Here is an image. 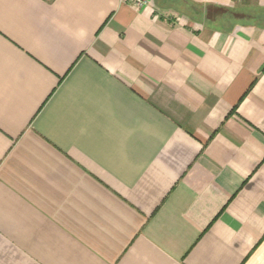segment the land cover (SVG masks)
I'll use <instances>...</instances> for the list:
<instances>
[{
  "label": "crops",
  "instance_id": "crops-1",
  "mask_svg": "<svg viewBox=\"0 0 264 264\" xmlns=\"http://www.w3.org/2000/svg\"><path fill=\"white\" fill-rule=\"evenodd\" d=\"M0 264H264V0H0Z\"/></svg>",
  "mask_w": 264,
  "mask_h": 264
},
{
  "label": "built area",
  "instance_id": "built-area-1",
  "mask_svg": "<svg viewBox=\"0 0 264 264\" xmlns=\"http://www.w3.org/2000/svg\"><path fill=\"white\" fill-rule=\"evenodd\" d=\"M134 5H136L137 7H144L146 5H148V0H126Z\"/></svg>",
  "mask_w": 264,
  "mask_h": 264
}]
</instances>
